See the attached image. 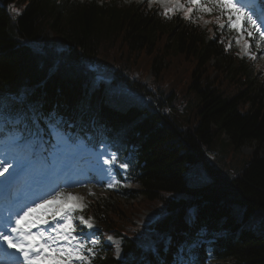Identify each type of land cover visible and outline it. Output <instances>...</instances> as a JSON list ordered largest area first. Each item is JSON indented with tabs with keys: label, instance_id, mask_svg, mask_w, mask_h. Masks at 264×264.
<instances>
[{
	"label": "trees",
	"instance_id": "1",
	"mask_svg": "<svg viewBox=\"0 0 264 264\" xmlns=\"http://www.w3.org/2000/svg\"><path fill=\"white\" fill-rule=\"evenodd\" d=\"M21 4L12 15L9 7ZM142 52L153 66L165 57L190 59L186 106L177 107L175 91L135 76ZM250 52L242 55L218 27L209 38L191 18L146 2L0 0V113L13 110L3 103L10 95L30 92L31 103L62 118L95 116L100 143L135 147L136 187L120 183L122 198L86 209L105 235L121 237L124 259L103 246L91 264H264V68L256 63L260 51ZM219 138L222 152L253 144L249 162L223 171L212 146ZM186 170L209 179L190 186ZM136 202L155 206L159 218L136 223L140 208L128 207Z\"/></svg>",
	"mask_w": 264,
	"mask_h": 264
},
{
	"label": "snow or ice",
	"instance_id": "2",
	"mask_svg": "<svg viewBox=\"0 0 264 264\" xmlns=\"http://www.w3.org/2000/svg\"><path fill=\"white\" fill-rule=\"evenodd\" d=\"M159 2L173 5L175 8H183L185 13H192L193 9L218 10L221 17H227L230 29L246 32L249 38L258 34L260 40L264 41V0H184L187 7L182 0H159ZM206 5H211V9ZM173 10L165 7V15ZM13 11L18 14V10L13 9ZM244 24L247 27H244ZM245 44L251 47L247 41ZM115 159L113 157L105 163L111 165ZM9 167L11 165L3 167L0 176H3ZM119 167L126 170L128 164L122 163ZM114 183L108 186L114 187ZM81 199L78 195L57 191L47 198L40 199L39 202H34L22 214L15 216L14 226L10 228L11 234L0 231V242L6 243L8 248L15 250L18 264H74V262L91 264V258L84 253L86 251L95 255L94 247L100 242L98 240L89 242L79 234V226L87 229H92L94 226L90 218L76 215L86 207L79 203ZM9 223H13L12 219Z\"/></svg>",
	"mask_w": 264,
	"mask_h": 264
},
{
	"label": "rangeland",
	"instance_id": "3",
	"mask_svg": "<svg viewBox=\"0 0 264 264\" xmlns=\"http://www.w3.org/2000/svg\"><path fill=\"white\" fill-rule=\"evenodd\" d=\"M124 2H132V1H142V0H123ZM24 4L18 5L16 8L12 7L11 11H13V9L18 10V13H20L23 8H24ZM14 12V11H13ZM17 13V12H16ZM185 15H190V13H185ZM210 19L211 16H209ZM50 40L56 44V46L60 49L64 48V45H62L60 39L56 36H53L52 34L49 35ZM165 44V42L163 41L160 45ZM261 45L262 43L258 42L256 43V45ZM164 47V46H163ZM124 55H126V52H123ZM154 59L152 56L147 55L146 53L142 52L139 54V56L137 57L136 61L134 62L135 64L137 62L140 61V65L139 68L137 70H135V76L137 77H142V81L146 84H150V85H154L156 87H158L161 90H165L166 92L170 93L173 91H175V93L179 94L180 96H178L179 98V104H177V107L182 104L184 106H186V103L189 100V79H191V74H190V69H193V65H191V63L188 61L190 59H185V57L180 56L179 57H172L171 60L168 61V59L165 57V59L161 62L158 60V64L153 66V60ZM259 64H257V67L259 68H264V56H260V60L258 62ZM167 67L166 69H163V67ZM157 69V71L155 72L154 69ZM159 72V73H158ZM158 75V76H157ZM211 76H209L211 79H214L215 76L214 74H210ZM136 78V77H135ZM156 79V80H155ZM193 79V78H192ZM218 79V78H216ZM192 107V105L188 108L187 111H189V109ZM169 112H173L174 114H176L177 116H179V113L175 110V109H171V111L169 110ZM189 112H186L185 114H187ZM180 115H184V114H180ZM20 137V135H18L16 137V139L18 140V138ZM222 140L221 138L217 139L214 143H213V148L214 150H216L219 155H220V160H221V169L223 171H232L235 169V166H239V167H244L250 160L251 155L254 151V145L253 144H246L244 146H242L241 148L235 149L234 147H232V149L230 150V148H226L224 147L225 151L222 152L221 151V146H223L222 144ZM58 150L60 152H66V150L68 149V146L66 145H59L58 146ZM230 150V151H229ZM185 178L186 181L188 182V184L190 186H199L201 184H203V181H206L207 179H209V177H206L204 175H200V174H196L195 172L191 171V170H186L185 171ZM111 182H108L106 184V186L104 184H91V185H82L81 187L79 186H74V187H66V188H62L64 190H59V191H64L66 193H72L74 195H78L79 197H81L82 199L79 201V203L84 204V205H88L90 202L92 201H96V200H101L103 199V197H121L116 191H113L112 187L110 188L109 186H107L108 184H110ZM87 186V187H86ZM134 187V186H133ZM136 187V186H135ZM139 198H141V196H139ZM139 198H137L136 200H138ZM134 201L133 199L129 200L128 202ZM138 207L140 209H135L134 215H133V220L136 223L139 224H149L155 220H157L159 218V212L158 210H156L157 208L155 206H153L152 204H150L149 207H142L141 205L138 204V202L133 203L131 205H129L128 207ZM148 206V205H147ZM77 214V213H76ZM78 215V214H77ZM142 219V220H140ZM90 232L88 234H91V230L92 229H88ZM85 240L87 238H90V240H98L100 243L105 242V244L107 246H109L111 243L116 244V256L118 259H121L123 257L122 255V249L120 246V239L114 237V236H109L111 237V239H109V237L106 239H102L100 238V236L98 234H94L92 233V236L87 237L86 235H81ZM91 245V244H90ZM92 247V245L90 246ZM97 246L94 247V249ZM88 253V252H87ZM89 257H94V255H92L91 253H88ZM74 264H78L77 262H74Z\"/></svg>",
	"mask_w": 264,
	"mask_h": 264
},
{
	"label": "bare ground",
	"instance_id": "4",
	"mask_svg": "<svg viewBox=\"0 0 264 264\" xmlns=\"http://www.w3.org/2000/svg\"><path fill=\"white\" fill-rule=\"evenodd\" d=\"M218 158V157H217ZM7 165H11V167H9L8 171L12 168H18L20 167L19 164L16 163V161L14 160H7V161H2L0 160V167H1V170L3 169V167L7 166ZM135 216V215H134Z\"/></svg>",
	"mask_w": 264,
	"mask_h": 264
}]
</instances>
